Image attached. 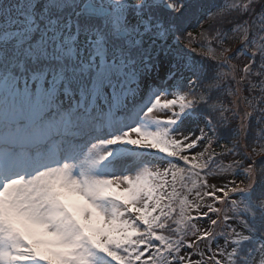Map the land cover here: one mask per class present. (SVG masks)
Wrapping results in <instances>:
<instances>
[{"label":"snow or ice","instance_id":"snow-or-ice-1","mask_svg":"<svg viewBox=\"0 0 264 264\" xmlns=\"http://www.w3.org/2000/svg\"><path fill=\"white\" fill-rule=\"evenodd\" d=\"M0 264H264V0H0Z\"/></svg>","mask_w":264,"mask_h":264}]
</instances>
